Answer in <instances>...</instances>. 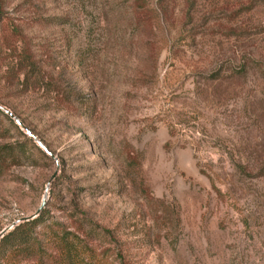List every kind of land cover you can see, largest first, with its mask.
<instances>
[{
    "label": "rangeland",
    "instance_id": "obj_1",
    "mask_svg": "<svg viewBox=\"0 0 264 264\" xmlns=\"http://www.w3.org/2000/svg\"><path fill=\"white\" fill-rule=\"evenodd\" d=\"M0 104L58 162L0 113V230L44 198L73 264H264V0H0Z\"/></svg>",
    "mask_w": 264,
    "mask_h": 264
},
{
    "label": "trees",
    "instance_id": "obj_2",
    "mask_svg": "<svg viewBox=\"0 0 264 264\" xmlns=\"http://www.w3.org/2000/svg\"><path fill=\"white\" fill-rule=\"evenodd\" d=\"M21 53L16 54L15 68H18L17 71H20L19 69L24 71V79L25 76L35 77L36 73L32 70L33 61L29 57L19 58ZM21 65L23 66L21 67ZM0 113L16 128L14 122L7 115L1 111ZM22 136L25 141L34 146L26 134L23 133ZM12 150L11 146L10 151ZM55 229L56 227L49 220L45 207L36 216L17 223L0 237V264H20L22 260L26 261L24 264H73L74 256L71 252L73 247L65 235H62L60 242L54 244L52 248L49 247L50 242L45 244L40 239L41 233H53ZM61 232L64 233V230ZM55 246L57 250L62 251L61 255L55 256L52 254L51 249H55Z\"/></svg>",
    "mask_w": 264,
    "mask_h": 264
},
{
    "label": "water",
    "instance_id": "obj_3",
    "mask_svg": "<svg viewBox=\"0 0 264 264\" xmlns=\"http://www.w3.org/2000/svg\"><path fill=\"white\" fill-rule=\"evenodd\" d=\"M0 111H2L4 114H6L9 118H11L14 123L24 132V134H26L28 137H30L34 143L45 153L47 154L50 158H52L54 160L55 163V171L58 167V162L57 159L54 157V155L46 148V146L28 129L26 128L23 123L21 122V120L19 118H17L15 115L12 114V112L10 110H8L7 108H5L3 105L0 104ZM55 175V172H53L48 180V182L53 178V176ZM45 204V199H41L39 205L37 206V208L35 209L34 213L29 215V216H25V217H20L19 219H17L16 222L19 221H23V220H27L29 218H32L34 216H36L40 210L44 207ZM15 224V222H12L10 224H8L7 226H5L4 228H2L0 230V237L7 232L8 230H10L13 225Z\"/></svg>",
    "mask_w": 264,
    "mask_h": 264
}]
</instances>
